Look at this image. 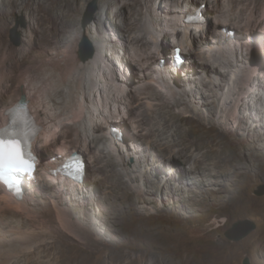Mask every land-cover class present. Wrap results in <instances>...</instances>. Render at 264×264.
I'll return each mask as SVG.
<instances>
[{
	"label": "rangeland",
	"instance_id": "374dc122",
	"mask_svg": "<svg viewBox=\"0 0 264 264\" xmlns=\"http://www.w3.org/2000/svg\"><path fill=\"white\" fill-rule=\"evenodd\" d=\"M14 1L15 4L9 6V17L7 16L9 19L5 17V19L7 18L6 21L4 19L3 22H0V87L3 91L0 96V101L4 103V105L0 106V112L4 107L9 106L13 99H18L22 96H18L17 86L19 80H26V78L28 79L33 76L35 78L37 77L38 81L45 75V72L47 74L54 71V73H52L54 75L59 73L58 68L55 69L53 67H57V65L63 67L73 57H75L77 61L79 60L78 45L82 38L78 40L75 53H67L64 48L66 43L71 40L70 36L76 30L78 23L84 25L83 18L91 4H95L96 7L94 21L95 15L100 12L101 5L108 2V9L101 17V25L103 30L108 32L110 36H115L121 25L116 16L122 17V21H124V16L126 15L125 21L128 26H126L125 31L131 42V39L138 35L137 29H135V26L131 25V23L134 22L137 24L139 22L138 20L141 19V14L146 10L145 8L151 9L155 14V11L158 13L160 9L165 10L167 9L165 7L176 5L178 2V0H134L136 2L131 0ZM129 3L132 7H128ZM219 3L221 4V1L219 0H199L196 5L192 7L190 6V8L194 9L193 7L201 4L206 5L209 10L210 8H213V6L219 5ZM166 4L169 6H166ZM19 6L25 7L26 11L24 13L18 12ZM83 6L84 8H82ZM37 7H42L49 15L43 23H37V18L35 20L33 16L34 10ZM133 7L135 10H133ZM203 9H205L204 14L206 15V8ZM111 11L113 13H111ZM129 12L132 13L131 18L130 16H127ZM136 12L139 15L135 14ZM234 12L235 15H232L230 18L231 23L226 22L224 25L227 24V26L224 27L223 25L222 27H219L216 24L214 15L209 11L207 13L209 19V21L207 20L208 28L206 22L204 25L205 30H209L211 37H213L212 34H216L217 29L230 27L229 30L234 29L236 31V36L238 34L243 36L242 33L244 32L245 34V25L251 24L247 23L248 15H252L254 18L261 16L262 18L260 21L264 23V0H261L257 5L251 4V1L245 2V4L240 7L239 5H236ZM135 20L138 22H135ZM93 21L90 24H93ZM33 23L34 25H32ZM167 32V38H164L163 41H158V47L162 49V52L164 51V55H160V57L157 54V51L152 48L151 42L148 44H144V42L138 44L137 49L142 59H144V63L140 60L141 58L134 56V52L128 51V48L131 47V43L128 48H123L124 52H129L126 56L132 61V69H129L128 67V69L121 70L117 73L118 77H121V74L128 73V78L135 83L134 92L140 90L138 89L140 88L139 81L144 77V74H146L148 78L156 76L154 71H157L153 68L156 65L155 60L160 58V60L162 59L169 64L172 58V51L174 46H176L177 41L174 40L171 29H168ZM194 34L198 39V31L195 30ZM246 38H249L247 39L248 44L246 45V53L248 55L246 56V63L241 66V69L247 74L249 85L248 87L241 86L244 94L241 96L240 105L236 107V109L234 108V105H231L223 116V114H221L222 108L218 107V101L206 107L198 99L193 103V106H197L199 111L202 112L207 119L200 123L196 121L194 122L193 126H200V129L198 130H202L213 124L216 132L223 131L224 127H228L232 132H236L235 135L230 134V136H228L229 139H224V136L221 137L223 142L225 140L226 146L230 147L233 151L237 161L241 163V167L243 166L240 177H233L232 181H225L227 185H233V188L230 186V189H233L231 190V193L224 195L223 189V192L220 193V199L215 198V195L214 197L210 196L207 207L199 211L187 210L188 208L183 210L182 207H179V205L183 203L182 201L178 204L173 203V200L169 202L166 198L167 195L165 193L167 192L165 189L163 193L160 192L156 195L155 199L159 200V204H156L153 207L139 202L130 203L126 199H123L122 196L120 197V194L116 198L113 197L114 199H106L107 192L112 191L110 182H114L116 179L115 176H112L113 174L111 175L112 167L107 166L104 168L106 164L108 165L110 159L101 157L100 152L96 149H88V151L87 148L84 147L83 142H78V146L75 145L77 144V139L74 134H71L67 140L68 143H72V146L68 149L67 153H69V151L72 152L68 156L62 158V155L56 153V145L52 144L46 146L43 136L41 137L39 134V139L37 138L34 149L40 155V169L38 171L37 179L40 177L42 180L39 178L38 181L35 180L32 183H28L31 188L36 189L29 193L34 194V196L30 195L29 197H33L36 201L33 199L31 200L32 209L26 210L12 205L4 206L3 211L1 212L3 215V230L7 233L10 239H20L19 237H21V235L26 237L29 235L32 236L31 240L35 243L33 251H20V254L25 258L29 257L31 264H39V262H42L43 264H243V261L246 258L249 259L250 264H264V254L256 249L258 244L264 242V195L258 196L256 194L261 187H264V158L262 157L263 163L256 161V166L254 164L256 154L261 147L263 148L264 154V141L260 140L257 143L252 137L254 132L251 131V133H248L253 127L256 130H259L258 133H260L261 129L262 132L264 130V126H262L264 125V118L261 121L260 117L257 116V112H264V33H255L253 30L248 33ZM199 42L201 44H194L191 48L194 53H190L191 55H194L193 63L186 64L185 61L183 66L185 67L186 65L188 68L195 62L199 65L204 63L196 68V74L193 75L194 78H196V76L199 77L201 69L203 71L208 70L209 73L213 71V73L220 75V82L218 85H223L226 82L222 80L224 71L226 70L223 68H220L219 70L218 63V65L215 63L213 65L211 63L212 61H209L205 54H201L200 47L203 45V42L200 40ZM164 43H166V45ZM241 58H243V56H241ZM79 63L82 62L79 60ZM185 70L186 73H182V68V71L180 72L181 75L175 77L179 84L182 85L181 87L185 86L186 82L184 79L186 78V75H189L187 74L186 68ZM224 79L229 80L228 75H226V78ZM176 80H174V82L177 83ZM55 84L58 86L60 85L58 82ZM206 84L209 87L202 88L200 92H204V94L208 96L212 94L211 91H209L210 89L212 92L214 91V93L219 94V96L222 95L219 87L216 88L208 83ZM62 89H64V87ZM186 89L192 92L195 91V87H192L191 89V87L187 86ZM127 92L129 91L127 90ZM148 92V96H153L154 94L153 97L158 99V102H162L161 104L166 103L170 105V103L163 100V94L157 85H150V90H148ZM252 92L263 97L262 102H260L262 105L257 104L255 98L253 99V97H249V93ZM63 94L64 93L61 94V100H66V94ZM208 97H212V95ZM210 101H212V99H210ZM139 102L140 101L137 103ZM158 108L159 107L155 106L153 109L156 110ZM160 108L156 112L161 116L163 115L161 112L166 111V108ZM217 108H219L220 113L218 116H213L211 110L213 109L212 112H217ZM121 109L123 111L122 114H124L122 115L124 116L123 127L126 135L123 136L122 134V139H126L128 144H131L134 147L136 145H133V142H130L132 141V138H136L140 141L141 138H146L149 127L145 124L141 125L140 128V126L136 124L140 112H137V114L133 116L129 115V105L126 101L123 102ZM142 109L145 111V105ZM176 111L179 112V110L172 108V112L174 113L172 115H165L168 116L166 119L167 123H174V119L176 120L177 117L182 115L176 113ZM1 116L2 115L0 114V117ZM193 116H195V114H193ZM113 120L115 121L116 119L113 118L112 121ZM100 121L105 123L103 119H100ZM114 121L111 122V124H113ZM226 123H228L227 126H224ZM109 125H105L106 127L103 126L101 129L107 131L111 128ZM178 127L181 130H187L190 128L189 125L187 126V122H181ZM151 135L153 134H150V136ZM107 137L109 138L110 135H107ZM148 138L154 140V136ZM62 139V137L58 139L60 144L62 143ZM233 139H236L237 142L234 143L235 141L233 142ZM230 141H232L235 146L232 145ZM111 142H113V140H111ZM74 145L77 147L75 148ZM101 145L99 146V149L103 150L104 146ZM139 147L142 148V150L138 152V156L144 161V171L149 168L148 174L152 176L150 177V181L153 180L151 181L152 184H147L148 191L156 189V186L159 185L162 188V185H164L172 175L177 176L176 171H174L177 170V165H167L165 162L166 158H163L164 155L157 157L154 151L151 149L143 150V147L140 145H137L136 148H134L137 149ZM75 151L78 153H81L82 151L84 154L87 174H90V177L85 178L84 190L86 193L90 192L91 196L89 198L87 197L86 202L88 204L86 203V205H84L85 207H83V209H85L82 210V219H78V222L76 223H81L82 226L84 225L87 227L86 232L81 229L82 233L85 232L81 238L61 226L58 220H56L57 217L53 209V204L50 200L45 198L49 195V192L57 187L54 183L55 180L46 178L47 163H53L51 166L55 169L65 160V158L71 156ZM226 154L230 159H234L229 150H226ZM41 157L44 160L46 159L45 163H43ZM223 157L225 158L224 155ZM223 157L217 158L216 160L224 162ZM110 158L115 161L114 158L116 157L114 156L113 158ZM158 158L161 159L160 162L156 161ZM57 159L59 162L56 161ZM149 160L152 161V164L150 167H147L146 164H149ZM41 165L43 168H41ZM128 165L132 167L133 160H129ZM185 167L186 170H190L191 165L187 164ZM114 169L121 171V168H118V166ZM232 175H234V173ZM106 176L109 180V183H107L108 185H98L97 180ZM123 181L128 182V178H123ZM49 183L50 185L51 183L53 184L50 186ZM176 186H178V184ZM171 187L175 188L174 185H171ZM208 189L212 192L213 189L216 188L210 187ZM115 190L116 187H114V195ZM27 191L25 190L26 195L28 193ZM202 191L207 190H199V192ZM129 193H132V190H129ZM202 193L204 197L207 198L208 193ZM176 198L179 197L175 196V199ZM181 198L183 197L181 196ZM183 199L189 202L188 198ZM194 199L200 200L201 197H194ZM69 212L72 215L71 217L74 216L75 219L72 210H69ZM232 212L235 215L229 220L225 214L229 215V213ZM224 217L227 219L225 225H223ZM94 221L97 223V230L94 229L95 225H92ZM237 223L238 225L235 227L234 225ZM84 226L83 228H85ZM252 226H254L253 230L243 239L233 241L228 238V236L238 238ZM139 229H146L148 230L147 233H155L156 243L158 245L156 249L147 248L143 238L138 233ZM87 231L89 232L88 234ZM90 242L93 244L92 247L88 245ZM17 244L20 243L17 242ZM167 247H169L168 250L165 249ZM101 251H104L105 253H102ZM185 257L188 258V261L183 262L182 260Z\"/></svg>",
	"mask_w": 264,
	"mask_h": 264
},
{
	"label": "bare ground",
	"instance_id": "6f19581e",
	"mask_svg": "<svg viewBox=\"0 0 264 264\" xmlns=\"http://www.w3.org/2000/svg\"><path fill=\"white\" fill-rule=\"evenodd\" d=\"M198 1L199 0H178V2L176 3L177 6H164L167 9H160L158 13L157 11H155V14L151 11V9L145 8L146 10L142 12L141 19L138 20L139 22L135 20V22H138L137 24L134 22L131 23V25H134V28L138 31V35L134 36L131 39V42L129 41L125 31L126 26H128L125 21L126 15L124 16V21H122V17L116 16L121 25L117 30V34H115V36H110L108 32L103 30L101 25V17L104 15V13H106L108 9V2H105L101 5L100 12L95 15L93 24L89 23L84 27V25L78 23V25L76 26V30L70 36L71 40L66 43L64 48L65 52L67 53H75L78 40L85 36L92 42V45L94 46V56L88 61L83 62L78 55V58L82 63H79V60L77 61L75 57H73L65 64V66L60 67L57 65V67H53L55 69L58 68L59 73L54 75L52 74L54 73V71L47 74L45 72V75H42L43 77L41 76L42 78H40L38 81L37 77L35 78L33 76L29 77L28 79L26 78V80H19L17 86L18 96H22L18 99H13L12 103L9 106H6L2 109V111L0 112V114L2 115L0 117V126H5L6 124H8V115L6 113L4 115L5 111H10L12 107H14L17 103H20L21 101H27L33 108L40 126L42 127L43 132L41 134V137L43 136L45 145H56V153L62 155V158L68 156L72 152L69 151V153H67L68 149L72 146V143H68L67 140L71 134H74L77 139V144L75 145L78 146V142H83L84 147H86L87 150L96 149L100 152L101 157L110 159L108 165L106 164L104 168H106L107 166L112 167L113 169L111 171V175L113 174L112 176H115L116 179L114 182H110L112 191L107 192L106 199H114L113 197L116 198L120 194V197L122 196L123 199H126L130 203L139 202L141 204L153 207L154 205L159 204V200L155 199L156 195H158L160 192L163 193L165 189V191L167 192L165 193L167 195L166 198L169 202L173 200V203L178 204L182 201L183 203H181L179 207H182L183 210H186V208H188L187 210L199 211L207 207L210 196L214 197L215 195V198L220 199V193L223 192V189L224 195L227 193H231V190L233 189H230V186L232 187L233 185H227L225 181H232L233 177H240L242 171L241 169L243 168V166L241 167V163L237 161L233 151L230 149V147L226 146L225 140L223 142V139H221V137L224 136V139H229L228 136H230V134L235 135L236 132H232V130L228 129V127H224L223 131L216 132L213 124L202 130H198L200 129V126H193L194 122L196 121L200 123L204 122L207 119L202 114V112L199 111V108L197 106H193V103L196 99H198L206 107L218 101V107L222 108L221 114H223V116L231 105H234L235 109L240 105L241 96L244 94L241 86L248 87L249 85L247 74H245V72L241 69V66L246 63V56L248 55L246 53V45L248 44V38H246V36L253 30L255 33H264V23L260 21L262 18L261 16L254 18L252 15H248L247 23L251 24L245 25V34L244 32L242 33L243 36L238 34L236 36V41H231L226 37V32L223 29L226 30L230 27L217 29L216 34H212L213 37H211V33H209V30H205L204 25L206 24L207 20L209 21L207 17V13L209 11H211L214 15L216 24L219 27H222L226 22L231 21L230 18L232 17V15H235L234 8L236 5H239L240 7L248 1H251V4L257 5L261 0H219L221 1V4L219 3V5L213 6V8H210L209 10L206 6L205 23L194 25L186 22L185 19L187 14L193 11L190 6L192 7L196 5ZM14 4V0H0V22H3L5 17H9V6H13ZM168 4H166V6ZM200 5L201 4L193 8L196 9L200 7ZM130 6L132 7V5L129 3L128 7ZM22 7H18V12L24 13L26 11L25 7ZM82 8H84V6ZM133 10H135L134 7ZM203 11H205V9ZM111 13L113 12L111 11ZM135 14H137V12ZM156 14L158 17L156 16ZM131 15V12L127 14V16H130V18ZM33 16L35 20L37 18V23H43L49 15L46 13V11H44L42 7H37L34 10ZM32 25H34V23ZM225 26H227V24L224 25V27ZM168 29L172 30L174 40L177 41L176 46L177 44H180L183 47L184 56L186 57V64L193 63L194 55L190 54L193 53L191 49L192 46H194V44L200 43L199 40L203 42V45L200 47L201 54H205L206 58L209 61H212L211 63L213 65L214 63H218L219 65H217L219 66V70L220 68L226 70L224 71L222 79L224 80V82H226L223 85H218V83L220 82V75L213 73V71L210 72L211 74H213L211 75L208 70L203 71L202 69L200 70L199 77L196 76L197 79L194 78L193 75L196 74V68L204 64L201 63L199 65L195 62L193 65H191V67L187 68L186 65L185 67H183L182 73H186V68L187 74L189 75L185 74L186 78L184 80L186 83L185 86L181 87L182 85L179 84L178 80H176L175 78L181 75V71H177L173 66H169V64H167L166 62L164 65L159 64L160 58H158L157 60H155V67H153L157 71H154V74L157 77L151 76L148 78V76L144 74V77H142L139 81L140 88L138 89L140 90L134 92L135 83L128 78V73L121 74V77H118L117 73L121 70L128 69V67L129 69H132V61L126 56L129 53L128 51L134 52V56L141 58L140 60H142L143 62L144 59H142L137 49L138 44H141L142 42H144V44H148L149 42H151L152 48L157 51L159 57L160 55H164V51L162 52V49L158 47V41H163L164 38H167ZM195 30L198 31L199 40L194 34ZM130 43L131 47L128 48ZM120 44L122 48H128L127 52L122 51L124 53L123 57L118 55L122 53H118V51L115 50ZM164 44L166 45V43ZM176 46H174V48ZM241 56H243V58H241ZM120 57L121 59H119ZM116 68L118 71L116 70ZM226 75H228L229 80L224 79L226 78ZM174 80H176L177 83L174 82ZM56 82H58L60 85L58 86L57 84H55ZM206 83L216 88L219 87L222 95L219 96V94L214 93V91L212 92V90L210 89L209 91H211L212 94L210 95H212V97H208L210 95L207 96L206 94H204V92H200L202 88H206L208 86ZM153 84L157 85L158 88L161 89L163 100L167 103H170V105L166 103L161 104L162 102H158V99H155L153 97L154 94L153 96L147 95L149 94L148 90H150V85ZM187 86L191 87V89L192 87H195V91H188L186 89ZM63 87L65 90L62 89ZM127 90L129 92H127ZM2 92L3 91L0 87V96L2 95ZM62 93L66 94V100H61ZM249 97H253V99L255 98L257 104L262 105V103L260 104V102H262L263 97L259 94L252 92L249 93ZM210 99H212V101H210ZM124 101H126L129 105V115L133 116L137 114V112H140L137 117L138 120L136 124L140 126V128L141 125L145 124L149 127L146 138L143 136L144 138H141V141L136 138H132V141L130 142H133V145L142 146L143 150L151 149L156 153L157 157H160V155H164L163 158H166L165 162L167 165H177V170H174L176 171L177 176L172 175L169 179L170 182L169 180L165 182V184L162 185V188L159 185L156 186V189L148 191L147 184H152L151 181L153 180L150 181V177L152 176L148 174L149 168L144 171V161L140 156H138V152L142 150V148L139 147L135 149L136 146H134V148L131 144L129 145L126 139L119 140L117 137H114L112 135L111 131L113 129H117L120 130L123 136H126L125 129L123 127L124 116L122 115L124 114H122L123 111L121 109ZM138 101L140 102L137 103ZM1 105H4V103L0 101V106ZM144 105L147 109H145V111H143L144 109H142ZM155 106L159 108L161 107L160 109L166 108V111L161 112L163 113V115L160 116L159 113L156 112L159 108L156 110L153 109ZM172 108L175 110H179V112L176 111V113L182 115H180V117H177L176 120L174 119V123L170 124L167 123L166 119L168 118V116L165 115H172L174 113L172 112ZM212 110L211 113L213 116L219 115V108H217V112H212ZM193 114L197 116L195 117L193 116ZM257 116L260 117V120L262 121V119L264 118V112H257ZM113 118L119 120H113L114 123L111 124V122H113ZM100 119H103L105 123H102L103 121L101 122ZM181 122H187V126L189 125L190 128L187 130H181L178 127ZM227 124L228 123H226L224 126H227ZM105 125H109L111 126V128L107 131L102 130L101 128L103 126L106 127ZM251 131L254 132L252 137L255 142L258 143L260 140L264 141V130L262 132L261 129L260 133H258L259 130H256L253 127L251 130H249L248 133H251ZM150 134L153 135L150 136ZM107 135H110V137L108 138ZM152 136H154V140L148 138ZM60 137L63 138L61 144L60 141H58ZM111 140H113V142H111ZM230 142L232 143V145H234V143H236L237 141L236 139H233L234 143L232 141ZM101 144L104 146L103 150L99 149V146ZM77 146H75V148ZM225 149L229 150L232 153L234 159H230V157L226 154ZM81 155L84 158V154L82 153V151ZM223 155L225 156V158L223 157ZM114 156L116 157L114 158L115 161L110 158H113ZM222 157L224 162L216 160L217 158ZM262 157L264 158V154L263 148L261 147L256 154L254 164L256 161L263 163ZM129 160H133L132 167L128 165ZM42 161L43 163H45L46 159H42ZM56 161L59 162L58 159ZM156 161L160 162L161 159L158 158ZM51 164L53 163L50 162L47 164L48 170H46V174L48 177L46 176V178L55 180L54 183L57 185V187L53 189V191L49 192V195L45 198L47 200H50V202L53 204V209L57 217L56 220H58L61 226L67 231H70L71 233H74L76 236L81 238L82 235L86 232L87 227L83 225L85 227L83 228L81 223H76L78 222V219H82V210L85 209H83V207H85L84 205H86L87 203V197L89 198L91 196L90 192L86 193L84 190V181L86 180L85 178L90 177V174H87L86 167L85 178L82 183L73 180L70 181V179L62 176L61 174H54L56 176H51V173L49 172V170H53ZM151 164L152 161L149 160V164H146V166L150 167ZM187 164L191 165L190 170H186L185 165ZM116 166H118V168L120 167L121 171L114 169ZM41 168H43L42 165ZM233 173L234 175H232ZM125 177L128 178V182L123 181V178ZM107 183H109L107 176L104 178H99L97 180L98 185H108ZM52 184L53 183H51V185ZM177 184L178 186H176ZM171 185H174L175 188H172ZM29 187L30 186L28 185V183H26L25 190H28L27 195L24 193L21 200H16L12 194L5 191L4 188L0 185V264H31L30 258H25L20 254V251H33L35 243L31 240L32 236L29 235L28 237H26L21 235V237H19L20 239H10L7 233H5L3 230V215L1 213L4 206L15 205L17 206V208H24L26 210L32 209L31 200H34V198L29 196H34V194L29 193H31L32 190L36 189ZM114 187H116L115 195L113 194ZM210 187H214L216 189H213V191L211 192L210 189H208ZM203 189L207 190L202 191L208 193L207 198L204 197L202 192H199V190ZM129 190H132V193L134 195L132 193H129ZM175 196L179 198L175 199ZM181 196L183 198H188L189 202L185 201V199L181 198ZM194 197H201V199L196 200L194 199ZM67 208L69 210H72L73 214L75 215V219L74 216L71 217L72 215ZM225 215L230 220L235 214L232 212L229 213V215ZM226 223L227 219H225L224 217L223 225H225ZM96 224L97 223L95 221L92 223L93 226L95 225V230H97ZM81 229H83V231L85 232L82 233ZM147 232L148 230L146 229L138 230V233L143 238L147 248L156 249L158 245L156 243L155 233ZM88 233L89 232L87 231V234ZM17 242H19L20 244H17ZM88 245L91 247L93 246L91 242L88 243ZM165 249L168 250L169 247ZM256 249L257 251L259 250L264 254V242L258 244ZM182 261L186 262L188 261V258L185 257ZM39 264L43 263L39 262Z\"/></svg>",
	"mask_w": 264,
	"mask_h": 264
},
{
	"label": "snow or ice",
	"instance_id": "6c2138e0",
	"mask_svg": "<svg viewBox=\"0 0 264 264\" xmlns=\"http://www.w3.org/2000/svg\"><path fill=\"white\" fill-rule=\"evenodd\" d=\"M19 134L9 132L7 136L0 133V181L9 189L16 188L19 191L20 180L18 175H31L34 171V162L31 153L24 151L25 139L18 138ZM71 167L73 173H79V162Z\"/></svg>",
	"mask_w": 264,
	"mask_h": 264
},
{
	"label": "water",
	"instance_id": "95a60500",
	"mask_svg": "<svg viewBox=\"0 0 264 264\" xmlns=\"http://www.w3.org/2000/svg\"><path fill=\"white\" fill-rule=\"evenodd\" d=\"M96 11V7L95 4H91V6L89 7V9L87 10L84 18H83V23H84V27L91 23L94 19V14ZM206 19V17H205ZM95 53V49L94 46L92 45V42L87 38V37H82V39L79 42L78 45V55L79 58L83 61L86 62L88 61L90 58H92L94 56ZM85 158V157H84ZM256 194L258 196H262L264 195V187H261L259 191L256 192ZM238 225L235 224L234 226L236 227ZM254 226H252L251 228H249L248 230H246L242 235H240L238 238H235L233 236H228V238H230L233 241H239L241 239H243L245 236H247L252 230H253ZM243 264H250V261L248 258H246L243 261Z\"/></svg>",
	"mask_w": 264,
	"mask_h": 264
},
{
	"label": "built area",
	"instance_id": "2783aa9c",
	"mask_svg": "<svg viewBox=\"0 0 264 264\" xmlns=\"http://www.w3.org/2000/svg\"><path fill=\"white\" fill-rule=\"evenodd\" d=\"M115 50L118 51V53H122V54H118V55L123 57L124 53L122 52L123 48L121 47V44L118 45V47ZM119 59H121V57Z\"/></svg>",
	"mask_w": 264,
	"mask_h": 264
},
{
	"label": "clouds",
	"instance_id": "9594fccd",
	"mask_svg": "<svg viewBox=\"0 0 264 264\" xmlns=\"http://www.w3.org/2000/svg\"><path fill=\"white\" fill-rule=\"evenodd\" d=\"M228 30H229V28H228ZM229 31H232V32H234L235 33V37H236V31L235 30H229ZM250 38V37H249ZM248 38V39H249ZM86 160V159H85Z\"/></svg>",
	"mask_w": 264,
	"mask_h": 264
},
{
	"label": "trees",
	"instance_id": "16d2710c",
	"mask_svg": "<svg viewBox=\"0 0 264 264\" xmlns=\"http://www.w3.org/2000/svg\"><path fill=\"white\" fill-rule=\"evenodd\" d=\"M231 34H233V33L231 32Z\"/></svg>",
	"mask_w": 264,
	"mask_h": 264
}]
</instances>
